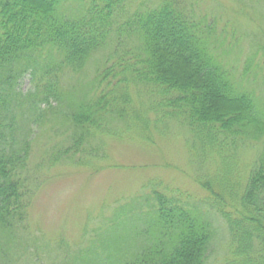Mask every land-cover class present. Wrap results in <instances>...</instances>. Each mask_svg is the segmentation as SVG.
I'll use <instances>...</instances> for the list:
<instances>
[{"label":"trees","instance_id":"16d2710c","mask_svg":"<svg viewBox=\"0 0 264 264\" xmlns=\"http://www.w3.org/2000/svg\"><path fill=\"white\" fill-rule=\"evenodd\" d=\"M223 46L208 16L187 0H0V264L14 263L5 241L23 228L32 194L31 143L17 138L11 112L22 75L35 84L25 95L30 113L50 98L65 103L55 116L68 125V141L43 156L50 164L84 161L101 150L90 142L97 134L145 124L139 110L129 109L131 88L150 99L156 121L186 129L198 162L207 154L226 162L240 145L264 144V100ZM252 59L243 74L260 68ZM67 75L74 83L64 88ZM144 200L118 207L98 246L64 264H206L208 212L155 189ZM216 207L239 257L230 264H264V146L236 216L221 201Z\"/></svg>","mask_w":264,"mask_h":264},{"label":"rangeland","instance_id":"374dc122","mask_svg":"<svg viewBox=\"0 0 264 264\" xmlns=\"http://www.w3.org/2000/svg\"><path fill=\"white\" fill-rule=\"evenodd\" d=\"M187 4L208 16L222 38L224 53L231 50L230 61L238 68L242 81H249L259 99L264 100V0H187ZM249 55L260 68L251 67L243 74ZM92 74L90 68L88 78ZM63 79L60 86L64 88L74 83L68 75ZM34 87L30 75H22L11 104L17 138L26 137L31 143L26 174L32 182L23 228L4 245L14 257L12 264H64L78 250L97 247L107 235L105 228L116 209L145 202L152 189L208 212L213 237L206 264H230L239 258L232 253L228 228L216 204L221 201L225 211L232 210L230 213L236 216L234 206L253 160L263 149L261 141L240 145L226 162L215 154H207L198 162L199 154L191 148L186 129L175 122L156 121L158 116L150 107V99L131 88L129 109L139 110L145 124H134L113 134H97L90 142L101 146V150L87 155L84 161L50 164L43 156L68 141V125L61 122L60 115L55 116L65 103L50 98L49 103L36 106V114L30 113L25 95ZM154 97L159 100L157 95ZM204 200L214 207L207 208ZM134 242L137 240L130 244Z\"/></svg>","mask_w":264,"mask_h":264}]
</instances>
